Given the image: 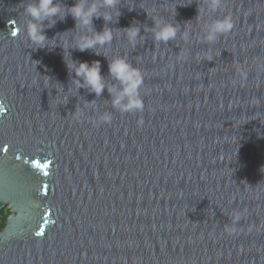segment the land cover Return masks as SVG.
<instances>
[{"label": "water", "instance_id": "obj_1", "mask_svg": "<svg viewBox=\"0 0 264 264\" xmlns=\"http://www.w3.org/2000/svg\"><path fill=\"white\" fill-rule=\"evenodd\" d=\"M37 2L0 0V264H264V0L215 11L207 0H121L118 17L101 7L90 30L67 14L76 0H55L62 13L42 22L44 47L16 35L23 5ZM146 12L176 38L157 43ZM229 14L234 29L207 41ZM106 28L110 44L78 50ZM117 57L144 74L142 112L115 111L107 88L75 89L83 78L70 65L99 63L122 90L109 72ZM104 111L111 123L93 127ZM237 211L246 219L229 236ZM249 224L262 231L245 235Z\"/></svg>", "mask_w": 264, "mask_h": 264}, {"label": "clouds", "instance_id": "obj_2", "mask_svg": "<svg viewBox=\"0 0 264 264\" xmlns=\"http://www.w3.org/2000/svg\"><path fill=\"white\" fill-rule=\"evenodd\" d=\"M121 0H92L91 3L88 0H76L74 6L68 8L67 14L70 15L76 21V25L79 28L90 30L89 26L92 24L93 18H101L98 9L101 7L113 9L115 15L118 17L120 15L117 11L118 5ZM208 7L215 11L221 7V0H207ZM24 7V15L29 17L23 28L17 29L16 35L19 32L26 30V35L28 40L33 45H38L44 47L46 42V36L43 34V21L51 17H56L61 15L62 9L55 0H38L35 4H26ZM174 11V8L171 9ZM147 16H150L153 20V38L159 43H167L170 40H174L177 34V27L163 23L159 16L151 15L146 12ZM61 18H65L61 16ZM103 20L105 22H111L113 19V13H105L103 15ZM50 23H55L51 20ZM235 27L234 21L231 14L225 16L223 21L215 22L214 26L211 28L210 33L205 38L207 41L211 42L215 40V33L221 32L222 34H227L228 31L233 30ZM191 29H185L182 32L181 38L184 41L188 40L189 33ZM128 41L133 46L137 42V38L140 36V29L138 27H129L124 31ZM15 37V36H14ZM113 39V32L111 29H105L102 32L95 33L93 36H81L77 41L78 50L83 52L85 50L93 49L97 45L110 44ZM204 58L212 60L213 56L208 53L204 54ZM188 59L186 52L181 51L177 56L176 60L178 62H186ZM75 69L76 77H82L83 83L79 79L74 80L75 89L78 90L82 87H88L92 93L96 96L102 95L105 88L109 94L113 97L112 107L115 111L121 114L124 113H139L144 109V103L141 98L140 89L144 85V74L139 68L133 67L127 62L123 57H117L112 60L109 64L110 74L120 82L122 90H117L115 85L107 86L100 75V65L99 63H94L89 66L87 63H80L78 67L75 65H70ZM171 67V66H169ZM264 67V66H259ZM237 74L243 79L247 75V69L243 67H237ZM48 82L45 81V84ZM125 99L130 101L129 103H124ZM66 100V97H65ZM59 104L60 101H57ZM252 107H256V102H252ZM84 107H94L92 104H85ZM82 115L80 107L76 108L73 118L77 121L80 120ZM113 119L112 113L109 111H104L98 118L92 121L93 127H97L100 124H110ZM143 119L137 121V125H142ZM243 219H246L245 212L237 211L232 215V226H226L224 232L229 236H239L240 230L236 225ZM255 231L259 234L262 231L261 226L249 224L245 235Z\"/></svg>", "mask_w": 264, "mask_h": 264}, {"label": "trees", "instance_id": "obj_3", "mask_svg": "<svg viewBox=\"0 0 264 264\" xmlns=\"http://www.w3.org/2000/svg\"><path fill=\"white\" fill-rule=\"evenodd\" d=\"M9 216V211L4 208L0 211V231L4 227L6 218Z\"/></svg>", "mask_w": 264, "mask_h": 264}, {"label": "snow or ice", "instance_id": "obj_4", "mask_svg": "<svg viewBox=\"0 0 264 264\" xmlns=\"http://www.w3.org/2000/svg\"><path fill=\"white\" fill-rule=\"evenodd\" d=\"M38 235L42 234V233H37Z\"/></svg>", "mask_w": 264, "mask_h": 264}]
</instances>
